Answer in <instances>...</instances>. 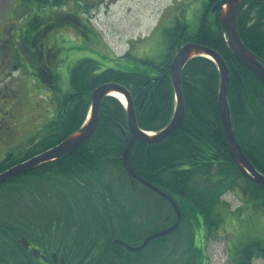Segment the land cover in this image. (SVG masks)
Returning a JSON list of instances; mask_svg holds the SVG:
<instances>
[{"label": "trees", "instance_id": "1", "mask_svg": "<svg viewBox=\"0 0 264 264\" xmlns=\"http://www.w3.org/2000/svg\"><path fill=\"white\" fill-rule=\"evenodd\" d=\"M22 1L26 4L32 0ZM205 22L191 41L214 49L228 65L233 129L246 157L264 175V83L228 47L219 16L216 15L214 27H206ZM237 28L243 43L264 63V0H242ZM169 50V56L160 64L141 60L157 71L154 75L111 67L101 69L99 62L91 58L77 61L69 76L71 91L56 97L51 120L38 131L34 154L54 147L81 127L90 113L92 91L103 83H119L130 91L142 130L164 129L175 107L168 71L175 49ZM219 82V71L212 60L205 57L189 60L182 73L185 102L182 124L162 141L135 143L129 153L134 172L178 203L182 220L173 233L152 240L142 251L124 250L125 256L117 254L113 259L107 256L104 262L94 251L102 234L107 239L112 237L111 230L137 246L144 237L177 219L168 201L128 176L122 159L130 138L127 109L117 97L106 96L101 102L97 129L89 139L69 155L31 172L25 176L27 179L16 177L0 187V264H37L17 241L34 236L27 224L32 217L27 214L38 209L42 213L55 212L57 224L65 223L63 228L72 230L71 264L78 259L83 262L77 264H198L195 225L203 224L207 231L221 225L224 218L217 209L226 191L240 188L252 195V201L264 211V189L246 179L230 158L219 112ZM37 191L39 198L35 195ZM163 203L166 205L162 206ZM60 213L68 215L63 218ZM188 213L184 240L182 243L177 240L175 246L168 243L171 235L186 223L184 215ZM164 216L168 218L159 223ZM44 217L48 223L53 221L46 215L40 220ZM132 218L136 220L135 235L128 228ZM113 223L119 224L118 230L113 229ZM161 224L164 225L158 228ZM87 244L88 252L82 258ZM77 247L80 258L76 257ZM254 257H264V243L258 239L239 249L236 264H252Z\"/></svg>", "mask_w": 264, "mask_h": 264}, {"label": "rangeland", "instance_id": "2", "mask_svg": "<svg viewBox=\"0 0 264 264\" xmlns=\"http://www.w3.org/2000/svg\"><path fill=\"white\" fill-rule=\"evenodd\" d=\"M21 1L0 0V17L10 10L26 9ZM173 1L176 0H61L59 5H39L38 10L40 8L39 11L45 13L48 19L62 22L65 18L57 26L58 37L49 40L50 47L55 45L62 48L60 55L49 59L52 69L59 65L63 68L59 76L52 78L58 80L54 96L71 91L69 76L72 67L84 58L97 60L101 69L111 67L123 71H144L150 75L157 73L141 60H151L155 64L164 61L168 46L164 30L168 25L155 26L160 15ZM24 12L27 13L26 10ZM193 14L197 16L195 11ZM77 19L81 23H76ZM34 47L31 44L28 48L32 50ZM45 60L43 57L42 62ZM28 61L33 60H26V63ZM53 72L58 73V68H54ZM12 81L24 92L35 86V75L33 70L22 66L21 70L13 71ZM33 100H37L36 94ZM42 103L49 107L51 112L48 115L52 116L55 109L53 100H42ZM49 119L39 121L36 131L43 128ZM146 196L145 193L144 197ZM251 197L240 188L226 191L221 196V204L217 209L218 214L224 218L221 225L216 230L207 231L203 224L199 226L197 222L195 246L200 253L198 264H236L239 249L243 245L254 239L264 243V211L260 210ZM189 213L184 215L186 223L171 235L168 243L174 246L178 241L182 243L187 223L189 224ZM252 264H264V257H254Z\"/></svg>", "mask_w": 264, "mask_h": 264}, {"label": "flooded vegetation", "instance_id": "3", "mask_svg": "<svg viewBox=\"0 0 264 264\" xmlns=\"http://www.w3.org/2000/svg\"><path fill=\"white\" fill-rule=\"evenodd\" d=\"M56 1L57 0H32L26 4L21 1L23 7H26V9L22 11L10 10L4 16L0 17V77L6 76V78H0V174L48 150L46 149L34 154V146L39 139L38 131L41 128L37 131L36 129L39 121H47L48 117L50 121L52 118V116L48 115L51 110L42 103V100H53V105L54 107L56 106L55 99L57 96H54V91L57 89L58 80L52 78L53 76H59L63 68L61 65L58 67L55 66L54 68H58V73H54V68L52 69L49 66V59H55L57 55H60L62 48L55 45L50 47L49 40L58 37L56 32V30H58L57 26L63 23L65 18L62 22H54L51 18L48 19L44 15L45 13H41V11H39L40 8L38 10V6H44L46 3L56 5V3H54ZM221 1L222 0H176L163 11L155 27H158L159 24L168 25L164 30V37L168 45L165 58L169 56L170 47L175 49L173 54L174 58L175 54L183 45L187 43H196L191 41V39L196 30L201 28L203 20H206V27L215 26L214 22L216 15L219 16L220 10L219 8H216V10L214 9ZM24 10H26L27 13H25ZM193 11H195L197 16H194ZM75 22L81 23L78 19ZM59 36L62 35L59 34ZM169 37H173L172 40H168ZM31 44L35 45L32 50L28 48ZM43 57L46 59L45 62H42ZM29 59L33 61H28L26 63V60ZM35 61H39V63L36 64ZM22 66L33 70L35 75V86L33 85L32 89L25 90L24 92L16 82L14 83L12 81L13 71L21 70ZM35 94L37 96L36 101L33 100ZM43 165L45 164L40 165L34 170L15 176L2 185L5 183V185L9 184V182L16 177H24L22 180H25L27 179L25 176H30L31 172L38 170L43 167ZM2 185H0V187ZM35 195L39 198V191L35 192ZM168 203L170 204V202ZM47 212L48 211H44L42 213V211L38 209L36 212L27 214L28 217L29 215L32 217L30 221L27 219V224L32 227L34 236L32 238L21 237L19 239L25 240L29 244L28 248H24V246L19 243V240L17 242L27 255L36 260L37 264H71L73 263V246L71 238L73 232L72 230H67L66 227L63 228V224L65 223L57 224L55 221V212ZM42 214L46 215L47 218H53V221L50 223L46 222V217H44L43 221L40 220L43 216ZM60 215L65 217L68 213H60ZM167 218L168 217L165 216L162 217L159 223ZM135 221V218H132V220L128 222L129 233L131 235H135L136 232ZM117 222L119 223V221ZM113 225L111 224L114 230L119 229V224L115 225V223H113ZM162 225L164 224L158 227ZM111 236L112 237L107 239L105 235L102 234V240L96 250H94L99 260L102 259L103 262L107 256H110L112 259L114 255L116 256L117 254L125 256L124 250H127L126 247L120 243V241L126 243L127 241L118 237V232L112 233L111 230ZM87 246L88 244L83 249L85 253L82 258H84L86 256L85 254L88 252ZM33 249L40 252L39 258L30 254V251ZM78 250H80V247H77L76 257L80 258V256H78ZM88 260L89 259H86V261ZM82 262V259H78L75 264Z\"/></svg>", "mask_w": 264, "mask_h": 264}, {"label": "water", "instance_id": "4", "mask_svg": "<svg viewBox=\"0 0 264 264\" xmlns=\"http://www.w3.org/2000/svg\"><path fill=\"white\" fill-rule=\"evenodd\" d=\"M241 2L242 0H222L215 6L214 10H216V8H219L220 10L219 20L222 31L225 34L228 47L240 63L264 83V63L259 60L258 57L243 43L238 32L237 14ZM195 57L208 58L212 60L218 68L220 75L218 105L231 160L246 179L264 189V175L261 174L246 157L233 129L231 109L228 101V89L230 82L229 67L224 59L214 49L197 43H187L183 45L169 64L168 71L174 90L175 107L172 119L164 129L156 132L155 134H150V132L142 130L137 123L130 91L119 83L109 82L100 84L95 87L91 93L90 113L81 127L56 146L35 156L29 161L19 164L0 174V185L15 176L34 170L42 164L54 161L76 150L96 131L100 119L102 100L106 96H115L112 92H120L126 98L125 106L127 108L128 128L130 132V138L123 153V166L130 178L138 181L151 189L153 192L168 200L177 214V219L174 224L146 236L140 245L133 246L124 241H120V243L124 245L128 251L138 252L143 250L152 240L174 232L179 227L182 219V214L176 200L155 185L138 176L130 166L129 153L135 143H154L162 141L182 124L185 116L182 73L187 62ZM19 243L22 244L24 248H28L29 246V244L23 239L19 240ZM30 254L36 258L40 257V252L35 249L31 250Z\"/></svg>", "mask_w": 264, "mask_h": 264}, {"label": "bare ground", "instance_id": "5", "mask_svg": "<svg viewBox=\"0 0 264 264\" xmlns=\"http://www.w3.org/2000/svg\"><path fill=\"white\" fill-rule=\"evenodd\" d=\"M113 95H115L118 99H120L124 104H126V98L125 96L120 92H112ZM150 134H153L150 132Z\"/></svg>", "mask_w": 264, "mask_h": 264}]
</instances>
